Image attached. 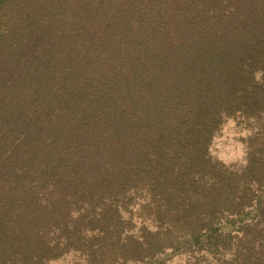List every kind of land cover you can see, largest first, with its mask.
<instances>
[{
    "label": "trees",
    "instance_id": "obj_1",
    "mask_svg": "<svg viewBox=\"0 0 264 264\" xmlns=\"http://www.w3.org/2000/svg\"><path fill=\"white\" fill-rule=\"evenodd\" d=\"M242 109L264 110V0H0V264L173 244L125 235L137 195L198 240L256 195L206 155Z\"/></svg>",
    "mask_w": 264,
    "mask_h": 264
},
{
    "label": "rangeland",
    "instance_id": "obj_2",
    "mask_svg": "<svg viewBox=\"0 0 264 264\" xmlns=\"http://www.w3.org/2000/svg\"><path fill=\"white\" fill-rule=\"evenodd\" d=\"M243 111L240 110L234 118L223 117L206 151L212 162H221L229 171L239 172L243 178L238 188L239 196L248 191L256 192L254 199H247L241 212L219 214L210 230L205 228L198 240H190V233L182 222L176 220V212L170 210L169 205L137 195L138 209L135 219L128 225L131 229L129 227L125 235L128 233L142 239L146 231L170 229L177 236L173 244L142 259L104 258L106 249L104 253L95 244L64 253L48 264H264V110L251 111V114ZM229 121L233 127H228ZM237 145L243 146L242 157L230 159L228 163L220 159L222 155L231 157ZM215 186V179L207 176L204 190H212ZM92 252L104 254L89 259Z\"/></svg>",
    "mask_w": 264,
    "mask_h": 264
},
{
    "label": "clouds",
    "instance_id": "obj_3",
    "mask_svg": "<svg viewBox=\"0 0 264 264\" xmlns=\"http://www.w3.org/2000/svg\"><path fill=\"white\" fill-rule=\"evenodd\" d=\"M257 80L259 79V73L256 74ZM228 127H233L232 121H229ZM243 135H247V133H244ZM243 146L242 145H237L236 150L232 152L231 157H224L223 155L220 157V159L224 160L225 163H228L230 159H238L243 156V151H242ZM231 151V150H230Z\"/></svg>",
    "mask_w": 264,
    "mask_h": 264
}]
</instances>
